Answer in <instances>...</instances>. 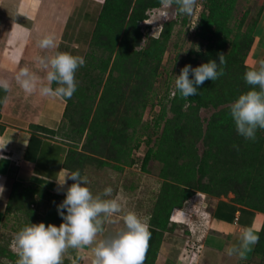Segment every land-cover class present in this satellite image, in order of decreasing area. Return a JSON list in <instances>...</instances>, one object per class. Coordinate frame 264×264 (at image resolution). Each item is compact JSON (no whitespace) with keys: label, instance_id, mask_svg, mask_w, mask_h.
<instances>
[{"label":"trees","instance_id":"1","mask_svg":"<svg viewBox=\"0 0 264 264\" xmlns=\"http://www.w3.org/2000/svg\"><path fill=\"white\" fill-rule=\"evenodd\" d=\"M239 1L205 0L196 26L203 48L192 49L178 71L179 75L188 64L195 68L210 60L219 63L218 54L224 53L225 74L215 82L206 80L198 88L200 94L188 99L174 86L176 96L168 93L169 105L163 106L154 121L155 132L160 134L155 140L148 137L150 147L142 168L148 172L153 161L161 168L149 219L155 239L146 264H155L165 234L179 226L171 221L173 211L183 209L197 193L217 199L234 194V204H229L231 218L238 206L264 214V130H257L255 141L246 140L237 133L230 115L231 104L252 89L244 75L258 69L248 60L264 10L254 21L249 22L247 11L236 22ZM172 6L179 13L178 6ZM159 8V0H105L92 34L91 52L76 72L77 90L70 99L64 98L63 126L58 131L38 127L50 136L64 132L63 138L73 142L63 163L66 170H80L85 176L89 166L112 167L120 173L137 164L134 153L141 145L140 132L150 127L144 114L153 104L164 57L179 23L178 19L166 21L158 37L147 36L141 24ZM187 22L188 16L183 19L184 25ZM98 51L105 57L97 58ZM203 110L213 111L209 119L202 118ZM4 129L0 126V132ZM65 198L66 193L60 196L43 186L15 180L5 221L12 214L22 218L17 233L31 223L59 226L63 220L57 206ZM41 207L46 211L43 216ZM259 237L255 255L263 260L264 223ZM10 246L7 240L0 241V264H15L18 259Z\"/></svg>","mask_w":264,"mask_h":264},{"label":"crops","instance_id":"2","mask_svg":"<svg viewBox=\"0 0 264 264\" xmlns=\"http://www.w3.org/2000/svg\"><path fill=\"white\" fill-rule=\"evenodd\" d=\"M104 3L105 0H0V79L10 83V91L0 89V126L5 127L0 132V227L5 223L15 180L43 186L60 196L65 195L72 182L67 179L61 188L57 181L70 173L63 163L73 142L63 138L64 132L50 136L38 128L58 131L65 121L67 101L41 96L38 91L27 95L15 76L21 68L28 67L43 79L46 72L38 67L36 57L56 51L85 59ZM48 34L56 37L58 47L54 50L38 47V41ZM259 51L264 52V31L256 35L248 60L253 68H259L263 60L258 58ZM4 97L6 104L2 102ZM234 197L229 194L217 199L197 193L183 209H175L171 221L179 226L175 232L165 234L155 264H264V259L255 255L256 245L243 260L227 254L226 249L239 243L245 228L252 227L259 236L264 223L263 213L239 206L231 218L229 207L234 204ZM146 222L151 238L144 264L156 232ZM122 228L106 223L105 234H114ZM182 232L185 235L175 236ZM105 234L97 240L105 238ZM92 247L68 249L63 264H92ZM211 252H215L213 257ZM219 254L223 257H218Z\"/></svg>","mask_w":264,"mask_h":264},{"label":"clouds","instance_id":"3","mask_svg":"<svg viewBox=\"0 0 264 264\" xmlns=\"http://www.w3.org/2000/svg\"><path fill=\"white\" fill-rule=\"evenodd\" d=\"M159 3L163 9L175 4L179 13L185 16H192L197 6V0H159ZM38 47L43 50L56 49L55 35H45L38 41ZM218 55L219 63L210 60L195 68L188 64L181 69L174 86L182 98L199 95L198 88L206 80L215 82L225 74L222 67L226 65L225 54ZM36 62L46 72L43 79L28 67L21 68L15 76L16 83L25 94L38 91L44 97L70 99L77 90L75 74L78 68L85 65L84 57L56 51L49 56H37ZM244 80L252 89L231 104L230 115L237 133L246 140L255 141L257 130H264V60L259 62L258 69L246 71ZM53 83L57 85L55 88L52 87ZM0 89L10 91L7 79H0ZM177 91L171 95L176 96ZM2 102L6 104L7 97ZM234 147L238 150V146ZM67 179L74 183L67 188L66 198L57 206L63 222L59 226L43 222L24 226L14 236L10 246L18 256L15 264H63V256L68 249L82 250L85 246L93 245L92 264H144L151 238L148 223L135 212L128 211L122 217V229L97 240L98 236L105 234V224L113 223L112 218L123 211L122 203L118 197L102 198L112 196L111 187L105 188L102 195L94 196L86 186L88 177L81 175L80 170L72 171L58 180V185L62 188ZM259 239L252 227L245 228L239 243L226 249L228 256L245 259Z\"/></svg>","mask_w":264,"mask_h":264},{"label":"rangeland","instance_id":"4","mask_svg":"<svg viewBox=\"0 0 264 264\" xmlns=\"http://www.w3.org/2000/svg\"><path fill=\"white\" fill-rule=\"evenodd\" d=\"M204 3L205 0H197L195 11L192 16H188V22L186 25L183 23V19L186 16L182 14L179 16V13L173 6L168 9H154L150 12L149 20L141 24L142 29L147 36L158 37L162 30V25L166 21H171L174 19L179 20L168 51L164 57L161 76L159 77L156 84V93L153 98V104L146 110L144 114V121L148 123L150 127L145 132L143 130L140 132L141 145L139 150L134 153L137 164L134 167L125 169L120 173L115 171V169L112 167L98 169L97 167L89 166L86 170L85 176L88 177L89 181L86 186L90 188L94 196L102 195L105 188L111 187L113 189L112 196H102V198L111 199L118 197L120 199V202L123 206V211L113 217L114 222L112 225L115 227H124L122 217L128 211L135 212L144 221H149L150 219L160 186L158 174L161 165L153 161L147 168L148 172L143 170L142 163L150 147L147 145V140L149 136H152V138L155 140L160 134V131L155 132L154 121L160 114L163 106L169 105L168 93L172 92V89L174 88L175 78L178 76V71L180 70L184 59L187 58L189 52L192 49L203 48L202 42L196 34V26L198 23V18L203 11ZM261 8L264 10V0H240L235 12L236 22H239L247 11H249V22L254 21L259 16ZM263 31L264 13L259 21L256 35H259ZM147 40L148 38L145 39V44H143V47H145ZM90 52L91 51L89 50L88 54ZM263 53L264 52L259 51L258 58L264 59ZM96 57L102 59L105 56L98 51L96 53ZM75 79L78 85L80 80L77 78L76 74ZM212 112V110H203L201 112V116L204 120L209 119ZM45 212V209L41 207L39 213L43 216ZM19 220H22V218L20 219L18 216L13 214L7 218L5 224L0 227V241L7 240V243H12L14 236L17 234L15 231L20 227ZM181 235H185V233L182 232V234H175V236ZM214 253L215 252L210 253L212 254L211 257L214 256ZM218 257L221 258L223 256L222 254H219Z\"/></svg>","mask_w":264,"mask_h":264}]
</instances>
